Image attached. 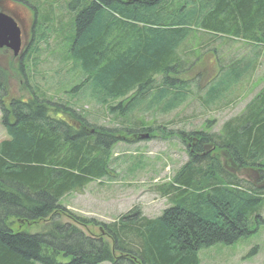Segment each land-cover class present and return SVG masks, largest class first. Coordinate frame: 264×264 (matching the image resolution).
I'll list each match as a JSON object with an SVG mask.
<instances>
[{
  "label": "trees",
  "instance_id": "obj_1",
  "mask_svg": "<svg viewBox=\"0 0 264 264\" xmlns=\"http://www.w3.org/2000/svg\"><path fill=\"white\" fill-rule=\"evenodd\" d=\"M67 1V30L34 19L45 39L50 28L55 35L64 31L58 46L67 48L72 67L65 81L74 84L67 99L49 98L36 87L30 98L11 96L0 71L8 135L0 142V264H200L202 249L253 233L255 223H264V186L237 176L256 170L264 181V87L219 132H174L192 145L167 186L154 188L169 202L159 216L134 206L104 223L71 216L60 201L108 175L117 133L160 130L170 136L173 121L160 123L156 115L191 99L211 105L233 93L253 70L252 59L224 62L222 50L202 48L198 34H223L258 48L264 44V0ZM209 53L216 54L215 64ZM85 96L120 118L119 128L89 122L77 111L73 99H90ZM63 216L102 234H85L61 222ZM43 221L35 232L25 229Z\"/></svg>",
  "mask_w": 264,
  "mask_h": 264
},
{
  "label": "rangeland",
  "instance_id": "obj_2",
  "mask_svg": "<svg viewBox=\"0 0 264 264\" xmlns=\"http://www.w3.org/2000/svg\"><path fill=\"white\" fill-rule=\"evenodd\" d=\"M6 1L7 7L18 6L25 9L23 14L26 18V28L24 26L26 33H23V44L27 46L22 58H15L8 51L0 50V71L5 74L9 93L11 96L23 99L30 98L31 94L28 91L36 87L49 98H60L65 101L67 97L64 94L70 95V89L74 84L65 81V76L72 67V63L67 59V48L63 45L58 46L64 36V31L60 30L59 34L55 35L56 32L50 28L48 30L50 39H45L47 35L44 36L39 32L40 28H37L34 19L37 16L38 21L44 20L48 27L61 24L64 30H67V26L72 21L71 15L65 8L68 1L36 0V3L31 4L21 3L19 0ZM33 6H38L39 12ZM199 32L198 37L203 38L202 48L207 50L208 45H211L210 49L219 47V50H222L221 60L223 59L224 62L236 60L242 55L248 56V59L256 55L257 58L252 60L254 66L251 69L253 70L244 76V80L241 79L233 93L227 94L211 105L201 104L198 99H191L184 106L169 114L156 115L155 118L160 123L167 120L173 121L168 127V131L173 130L170 136L165 137L160 130L154 133L141 132L139 136H132L133 132L129 130L117 133L116 137L119 140L111 149L112 161L108 175L92 179L81 189L74 190L61 199L60 203L69 215L111 223L119 215L138 206L148 217L159 216L169 202L166 197L156 192L155 186H167L165 184L169 183L175 172L189 160L191 144L189 141L181 142L175 133H178L179 129L187 132L219 131L222 123L229 117L240 115L263 87L264 44L254 49L255 43L253 42L233 40L223 34L215 36ZM209 54L207 55L208 62L215 64L216 54ZM21 61L24 62L23 70H21ZM26 82L29 88L25 86ZM85 97L90 99L78 97L74 98L73 102L76 103V108L85 113L89 122L109 128H119L120 118L115 120L116 115L114 117L108 108L99 106L89 96ZM146 118L152 119L150 114ZM7 137L0 112V142ZM237 178L244 180L243 182L264 186V181L261 180L256 170L242 171ZM261 216L264 220V208ZM60 221L66 224L71 223L88 235L102 234L99 227L91 224L79 225L68 216L61 217ZM43 223L46 221L28 225L25 229L35 232ZM252 228L256 230L232 245L217 244L202 249L199 252L200 264H264V223L259 225L255 223ZM100 264L112 263L105 261Z\"/></svg>",
  "mask_w": 264,
  "mask_h": 264
},
{
  "label": "water",
  "instance_id": "obj_3",
  "mask_svg": "<svg viewBox=\"0 0 264 264\" xmlns=\"http://www.w3.org/2000/svg\"><path fill=\"white\" fill-rule=\"evenodd\" d=\"M21 29L5 11H0V48L6 46L17 55L22 47Z\"/></svg>",
  "mask_w": 264,
  "mask_h": 264
},
{
  "label": "flooded vegetation",
  "instance_id": "obj_4",
  "mask_svg": "<svg viewBox=\"0 0 264 264\" xmlns=\"http://www.w3.org/2000/svg\"><path fill=\"white\" fill-rule=\"evenodd\" d=\"M2 3L4 5L5 9L2 8ZM0 7H1L2 11H5L6 13L10 14L11 16H13L16 19L17 22L21 21V22L25 23L26 18L24 17V14H23L25 9L23 7H22L23 10L21 8H19L18 6H13L10 9H8V8L5 7V3L4 2L0 3ZM6 51H9V49L6 48Z\"/></svg>",
  "mask_w": 264,
  "mask_h": 264
}]
</instances>
